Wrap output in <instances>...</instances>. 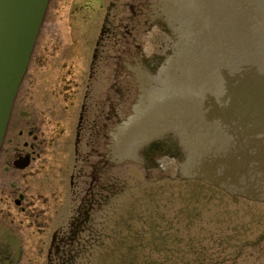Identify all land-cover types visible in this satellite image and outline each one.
<instances>
[{"label": "rangeland", "instance_id": "obj_1", "mask_svg": "<svg viewBox=\"0 0 264 264\" xmlns=\"http://www.w3.org/2000/svg\"><path fill=\"white\" fill-rule=\"evenodd\" d=\"M144 2L49 1L0 151V264H264V203L174 177L168 156L148 172L98 162L108 103L129 115L135 95L113 79L116 58L171 42L144 36Z\"/></svg>", "mask_w": 264, "mask_h": 264}, {"label": "water", "instance_id": "obj_2", "mask_svg": "<svg viewBox=\"0 0 264 264\" xmlns=\"http://www.w3.org/2000/svg\"><path fill=\"white\" fill-rule=\"evenodd\" d=\"M50 0H0V150L14 100ZM145 0L144 36L171 37L164 53L146 40L115 60V81L135 82L131 114L101 132L98 162L171 157L174 177L264 203V0ZM104 133V134H103ZM28 157L15 167L25 168Z\"/></svg>", "mask_w": 264, "mask_h": 264}, {"label": "flooded vegetation", "instance_id": "obj_3", "mask_svg": "<svg viewBox=\"0 0 264 264\" xmlns=\"http://www.w3.org/2000/svg\"><path fill=\"white\" fill-rule=\"evenodd\" d=\"M157 4V0H153V3L151 4H148L147 6L150 8H152V6L156 5ZM153 9V8H152ZM81 118H79V123H78V130L82 127V121H80ZM92 124H90V129H91V134H90V139H94L96 138V133L95 131L98 132V130L100 129L99 128V125H98V122L96 121V119L92 120L91 121ZM108 123V122H106ZM81 126V127H80ZM102 128V127H101ZM109 133V132H108ZM104 134V133H103ZM94 148L91 147V151H93ZM82 162H83V158H82ZM90 170L93 171V164L90 163ZM92 175V174H91ZM90 175V176H91ZM74 178H81V176L79 174H73V176L71 177V180L74 179Z\"/></svg>", "mask_w": 264, "mask_h": 264}]
</instances>
